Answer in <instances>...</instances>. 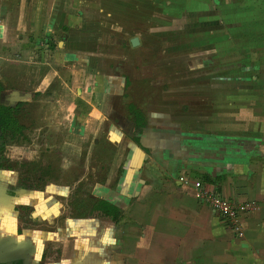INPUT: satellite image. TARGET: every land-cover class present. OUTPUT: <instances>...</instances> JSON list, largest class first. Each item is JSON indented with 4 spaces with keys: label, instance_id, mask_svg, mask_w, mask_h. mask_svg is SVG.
<instances>
[{
    "label": "crops",
    "instance_id": "1",
    "mask_svg": "<svg viewBox=\"0 0 264 264\" xmlns=\"http://www.w3.org/2000/svg\"><path fill=\"white\" fill-rule=\"evenodd\" d=\"M119 1L124 4L116 3L121 20L111 23L115 28L139 32L148 25L158 47L169 48V54L191 53L188 72L174 74L168 101L141 112L143 129L125 118L134 136L117 121L124 115L119 117V107L108 103V115L102 116L96 102L100 87L89 82L96 66L107 64L102 50L114 44L102 40L111 35H105L100 19L114 9L113 0H0L1 44H19L28 54L26 60L13 54L14 64L46 65L39 56L47 58L42 47L53 43V61L67 63L85 122L90 129L89 123L95 129L105 122L106 139L94 137L99 147L96 157L89 155L90 170L97 169L91 172L90 195L119 210L117 220L74 208L63 218L64 203L38 204L42 195L13 189L15 174L1 168L0 262L40 264L49 246L59 251L44 264H264V0ZM9 34L14 38L8 40ZM118 66L109 68L122 75ZM105 80L107 96H124L118 75ZM136 84L132 92L139 89ZM73 140L82 145L81 137ZM121 143L123 152L115 153ZM199 188L256 206L241 216V237L199 198ZM28 204L37 209L34 216L56 221L53 233L26 230L24 224L18 231L16 207Z\"/></svg>",
    "mask_w": 264,
    "mask_h": 264
},
{
    "label": "rangeland",
    "instance_id": "2",
    "mask_svg": "<svg viewBox=\"0 0 264 264\" xmlns=\"http://www.w3.org/2000/svg\"><path fill=\"white\" fill-rule=\"evenodd\" d=\"M112 3L114 9H109L111 13L103 11L100 19L104 26L112 28V30L104 28L105 35L108 34L111 37L102 36V40L109 43L112 41L114 44L113 46H108L107 44V47H104L106 51L102 50L104 56L108 57L107 59L104 57L107 64L103 65V62H100L96 66L95 74L90 76L89 82L93 89L95 87L98 90L100 87L99 93H101V97L96 102L97 107L102 111V116L108 115L105 108L108 103L113 104L114 107H119V117H121L122 113L124 115L123 120L118 119L117 121L123 124L126 134L134 136L136 134L135 131L129 132L130 122L125 119L129 117L130 121L133 120V116L128 112V105H134L138 111L146 114L147 111L155 110L154 106L158 105L157 102L161 104V99L168 101L166 93L174 83V74L178 75L188 72L191 63L186 62V57L191 53L169 54V48L165 46L158 47L157 43H153L155 38L147 31L150 28L148 25L140 26L139 32L121 26L115 28V25H112L113 22L121 20L120 12L115 9L116 3L118 6L124 3L119 0H113ZM109 13L111 16H106ZM10 35H8V40L9 37L14 38L13 36H15ZM135 37L139 38L140 43L138 46L131 47L129 40ZM120 44H124V50L119 49ZM53 45V43H44L42 47L48 55L47 58L39 57L46 61V65H38L37 63L33 65H15L12 61L13 54L16 53L20 56V59L26 60L28 58L27 50H22L19 44L10 48L5 47L0 41V86L2 88L0 91V103L8 106H14L18 102L26 104L23 106L19 117L21 124L26 128L23 132L26 140L18 145H8L2 152L1 159L8 166L13 164L17 170L29 165V163L31 164V162L43 159L54 164V168L57 165L59 171L63 172V174L69 172V177L72 174L76 177H79V175L87 177L90 171L95 173L97 170H89V155L90 157H96L95 154L99 147V144L93 145L94 137L98 138L96 139L98 142L106 139L108 129L104 121L103 123L97 122L95 129H92L94 123H89L92 127L90 129L88 123L85 122L87 116L83 114L81 107L76 105L72 82L67 79L69 75L67 63H64L63 67H61L59 64H62V61H59V64L53 61L52 56L56 54L54 53V48L51 49ZM39 50L41 53L43 52V49L40 48ZM66 50L68 49L57 48L58 53H65ZM196 52L195 50L192 54H196ZM42 54L44 55V53ZM111 56H113L112 59H109ZM122 56L126 57L125 62H122ZM59 57H61V54H59ZM109 62H111V66L108 64ZM115 65H119L116 69H123V74L129 79L128 85L122 80L123 74L120 75L118 74L119 71L109 68H114ZM110 73L118 75L121 79V85L123 86L124 84L122 87L125 90L124 96L109 97L104 93L105 79L110 76ZM45 76L48 79L46 83H42V79ZM136 83L140 85L139 89H135L132 92L135 85H137ZM74 84L76 88L77 83L74 82ZM96 84H98L97 88ZM136 93L139 95H136ZM72 107L75 109L73 110ZM79 137H81V141H79V143H82L81 146H77L76 141L73 140V138L79 140ZM124 146L123 143L117 146L115 153L121 154L123 152L121 147ZM61 149L64 150L62 151ZM81 152L84 160L88 162H83L78 166L76 154ZM46 154L48 156L42 157ZM84 160L81 159V161ZM120 160L121 157L118 161L119 164ZM106 163V159L101 162L102 165H106ZM110 167L111 164H109V169H111ZM112 167L114 168L113 165ZM85 183H87L85 185L87 187L88 182Z\"/></svg>",
    "mask_w": 264,
    "mask_h": 264
},
{
    "label": "flooded vegetation",
    "instance_id": "3",
    "mask_svg": "<svg viewBox=\"0 0 264 264\" xmlns=\"http://www.w3.org/2000/svg\"><path fill=\"white\" fill-rule=\"evenodd\" d=\"M130 40H129V44H130ZM124 77H125V83L128 85L129 79L127 78L126 75ZM135 129L137 128L135 127ZM95 144L96 142L94 140L93 145ZM2 152H0V169L7 168L13 171L12 173L15 174L14 176L12 175L10 181L13 183L12 184L9 183L13 189H17V190L27 189L30 190L31 192L35 191L36 193L42 195L41 196L42 203L41 202L38 203L41 205L45 203L47 206L48 205L51 206L52 204H54L53 206L55 207V205L59 206V203L61 201L62 204L64 203V205L67 206V207L65 206L66 212L62 214L63 218H65L66 216H70V214L73 213L72 210L74 209H77L78 212L84 209L83 211L85 213L86 212L93 213V211H95L96 200L95 198H93V196L90 195L93 184L92 181L93 174L91 173V171L89 172L87 177L81 178L83 175L82 176L79 175V177H76L74 174H72L71 177H69L70 176L69 172H65L63 174V172L59 171V167H57V165L56 168H54L55 166L54 164L44 161L43 159L41 161L36 160L35 162H31V164L29 163V165H26L25 167H22L21 169L19 168L17 170L15 169L13 164L9 166L5 164V161L1 159L2 158L1 156L3 155ZM45 156L48 155L46 154L43 155L42 157ZM81 157L79 160H77L78 166H80V164H82L83 162H88L84 160V157L82 158ZM81 159L84 161H81ZM14 177L15 180L13 181ZM84 181L88 182L87 187H85L87 183H85ZM82 182L85 184H83ZM80 192L84 194L83 199L77 198ZM37 196L38 195H36V197ZM36 197L33 198L34 200L32 203L36 202ZM16 211L18 215V227H19L18 231L19 229L21 230V225L24 224L26 230L30 229L33 231H37L40 234L43 231L49 233L54 232L56 221L53 220L50 224H48L49 223L48 219H41L40 215L34 216V214L37 211L35 206L30 204L26 206H18L16 207ZM62 217H60V219H62ZM58 251L59 250L52 251L51 247L46 246L40 264L47 263L48 261H46V259L48 260V258L49 261L52 260L53 262L55 259L52 256L53 255L52 252H58ZM0 264H22V262L19 260L18 261L15 260V261H11L10 263L0 262Z\"/></svg>",
    "mask_w": 264,
    "mask_h": 264
},
{
    "label": "trees",
    "instance_id": "4",
    "mask_svg": "<svg viewBox=\"0 0 264 264\" xmlns=\"http://www.w3.org/2000/svg\"><path fill=\"white\" fill-rule=\"evenodd\" d=\"M25 105L23 102H18L14 106H5L0 103V152L8 145H18L26 140L23 134L26 128L19 120L21 110ZM127 109L133 116L135 127L143 129L145 126L143 114L131 104L128 105ZM95 211H99L113 220H117L119 217V210L114 205L101 199L96 201ZM46 261H49V258Z\"/></svg>",
    "mask_w": 264,
    "mask_h": 264
},
{
    "label": "built area",
    "instance_id": "5",
    "mask_svg": "<svg viewBox=\"0 0 264 264\" xmlns=\"http://www.w3.org/2000/svg\"><path fill=\"white\" fill-rule=\"evenodd\" d=\"M180 180L183 181V178ZM197 192L199 198L203 199L216 214L229 224L232 233L241 237L243 233L241 216L254 211L256 206L252 203L241 204L228 200L207 188H199Z\"/></svg>",
    "mask_w": 264,
    "mask_h": 264
},
{
    "label": "water",
    "instance_id": "6",
    "mask_svg": "<svg viewBox=\"0 0 264 264\" xmlns=\"http://www.w3.org/2000/svg\"><path fill=\"white\" fill-rule=\"evenodd\" d=\"M130 44H131L132 47L138 46V45H139V40H138V38H137V37L132 38V39L130 40Z\"/></svg>",
    "mask_w": 264,
    "mask_h": 264
}]
</instances>
